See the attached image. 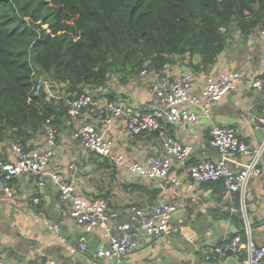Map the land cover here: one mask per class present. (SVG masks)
<instances>
[{
	"label": "crops",
	"instance_id": "crops-1",
	"mask_svg": "<svg viewBox=\"0 0 264 264\" xmlns=\"http://www.w3.org/2000/svg\"><path fill=\"white\" fill-rule=\"evenodd\" d=\"M191 61L197 66L199 58ZM188 62L189 59L174 58L165 72L171 80L186 74L192 76L193 93L203 89L208 76L221 73L238 72L241 82L235 91L211 106L210 122L199 117L193 123L176 122L168 126L170 135L191 152L182 163L171 159L169 176L164 180L144 178L128 168L145 165L150 157L167 156L162 133L134 136L126 127L129 116L149 113L159 106L151 91V75L129 76L123 80L111 78L105 88L87 90L94 95L95 105L82 110L74 120L67 114L56 118L53 123L56 141L50 167L72 183L76 197L85 200L102 198L107 202L111 214L108 227L114 236L118 234L115 224L126 220L138 243L136 250L126 254V264H145L153 253L180 264H235L228 258L218 262L206 261L205 255L212 247L227 243L237 235L245 242L247 230L255 246H264V154L259 162L261 175L249 183L244 213L239 211L242 202L238 193L228 192L220 182L196 184L182 171L184 166L219 160L210 144L211 123L232 128L238 139L252 148L263 143L264 127L259 124V119L264 117V94L253 90L251 82L264 78V38L254 31L248 35L235 32L214 66L205 73L191 70ZM50 95L54 97L56 106L59 101L63 102L60 110L68 109L75 97V94L59 90L50 91ZM108 104L120 108L122 114L111 117L106 110ZM110 118L107 131L112 142L110 158L98 156L73 138V132L85 124L103 131ZM258 131L260 134L256 135ZM43 138L42 132L29 143L28 149L43 144ZM15 155L11 145H0V163L13 162ZM248 160L236 158L237 164ZM233 168L237 169L236 166ZM176 181L179 182L177 186ZM10 186L14 190L12 198L0 193V260L8 264H45L50 260L58 264H96L91 255L102 246L97 240L109 242L103 228L91 232L94 238L84 245L88 248L87 253L73 254L75 247L57 232L61 224L74 223L70 216V202L62 201L58 190L50 184L40 189L33 178H15L10 181ZM173 202L178 206L172 215V223L182 219V231L160 238L144 234L140 228V216ZM232 209L238 212L233 213ZM67 217L70 220H66ZM207 218L211 226L221 228V233L211 230L206 236L201 235L199 228L207 224ZM228 234L230 237L225 240ZM67 236H72V233ZM22 239L29 242L25 244L29 250L25 261L7 258L6 248ZM152 242L153 245L149 246Z\"/></svg>",
	"mask_w": 264,
	"mask_h": 264
},
{
	"label": "trees",
	"instance_id": "trees-1",
	"mask_svg": "<svg viewBox=\"0 0 264 264\" xmlns=\"http://www.w3.org/2000/svg\"><path fill=\"white\" fill-rule=\"evenodd\" d=\"M263 24L264 0H0V145L26 151L68 114L48 90L74 100L174 58L205 73L235 32Z\"/></svg>",
	"mask_w": 264,
	"mask_h": 264
},
{
	"label": "built area",
	"instance_id": "built-area-1",
	"mask_svg": "<svg viewBox=\"0 0 264 264\" xmlns=\"http://www.w3.org/2000/svg\"><path fill=\"white\" fill-rule=\"evenodd\" d=\"M254 32L264 38V24L255 28ZM167 67L168 65L165 66L163 72L152 73L148 71L147 64L143 65L140 75L143 77L152 76L151 91L157 97L159 106L149 113L139 116L131 115L127 118L126 127L131 135L140 136L159 132L163 136V146L167 156L150 157L145 165L128 166L132 172L144 178L166 179L172 165L171 159L182 163L191 152L190 148L184 147L170 135L168 130L170 124L193 123L199 117L210 122L211 106L235 91L241 82L238 72L221 73L218 76H208L203 89L198 93H193L194 80L192 76L186 74L171 80L165 72ZM251 84L253 90L264 94V78L253 79ZM46 86L47 82L43 81L37 84L33 90L34 95H38L41 88ZM48 92L50 94V90ZM95 102L94 95L90 91L81 94L69 103V118L74 120L82 110L95 105ZM106 110L111 114V117L122 114V110L112 104H108ZM105 123L106 128L103 131L96 130L91 124H85L73 132V138L81 146L98 156L110 158L112 142L107 137V131L111 124V118ZM259 124L264 127V117L259 119ZM209 135L210 144L216 150L219 161H202L195 165L184 166L182 171L196 184L220 182L228 192L238 193L242 202L239 211L244 213V199L247 197L249 183L261 175L259 162L264 154V141L257 148H252L239 140L232 128L217 126L213 123L210 124ZM43 137V144L26 151L12 145V150L16 154L15 160L11 163H0V193L12 198L14 190L10 186V181L18 177L33 178L40 189L50 184L58 190L62 201L70 202V216L76 223L83 225L84 232L91 233L100 227L105 230V235L111 243V254H105L109 259L118 261L122 256L136 250L138 243L128 224L117 226L118 234L114 238L110 236L112 230L108 227V205L104 199L85 200L76 197L72 183L62 178L56 170L50 167L56 141V130L50 121H47L44 126ZM237 157H245L249 160L247 163L237 164ZM234 166L237 169H234ZM72 177L73 175L70 176V178ZM178 183L176 181L175 185L177 186ZM37 202L38 200H35V203ZM177 206L178 204L173 202L153 210L150 214H142L140 228L145 231L148 237L152 238L178 234L182 231L183 220L178 218L175 224L172 223V215L176 212ZM231 211L238 212L235 209ZM246 235L245 242L237 235L227 243L212 247L206 253L205 260L218 262L228 258L235 264H261L264 260V246H255L248 230ZM84 251L85 246L79 245L72 253ZM0 264L8 263L0 260ZM45 264L58 263L50 260Z\"/></svg>",
	"mask_w": 264,
	"mask_h": 264
},
{
	"label": "water",
	"instance_id": "water-1",
	"mask_svg": "<svg viewBox=\"0 0 264 264\" xmlns=\"http://www.w3.org/2000/svg\"><path fill=\"white\" fill-rule=\"evenodd\" d=\"M254 126V123H253ZM255 127V126H254ZM260 134V132L258 131L256 133V135ZM219 161V160H218ZM111 216V214L108 213V217ZM66 220H70L67 219ZM73 220V219H72ZM73 224H61L59 226V228H57V232L60 233V236H62L67 242H69V244L75 248H78L79 245H85L86 243H88L89 239H93V235L91 233H87L84 232L83 230V225H80L78 223H76L73 220ZM126 220L120 222L119 224H115L114 227L117 226H121L125 223ZM214 230V231H219L218 233H221V228L220 227H215V226H211L210 220L207 218V224L203 225L202 227L199 228V232L201 233L202 236H206L209 231ZM144 234L145 231L143 230ZM69 233H72V236H67ZM110 236L112 238H114L115 236L111 233ZM230 235L228 234V236H225V240L229 239ZM101 246V248H99L98 250L95 249V251H93L92 256V260L96 263V264H126L127 260H125V256H122L118 261L114 260V259H109L105 254L109 253L111 254V243L107 242V243H102V240L98 239L97 240ZM222 241V240H221ZM29 243L27 240L22 239L21 242H15L14 244H12L11 246L6 248V255L7 258L11 259L13 257H16V261L17 262H23L26 259V256L29 252L28 250V246H26L25 244ZM153 242L149 245L152 246ZM88 248H85V253H87ZM154 257V258H153ZM108 260V263H107ZM234 262V261H233ZM145 264H180V263H175V262H170L168 260H165V258L163 257H159V256H155V254L153 253V255H151V257L149 258L148 261H146Z\"/></svg>",
	"mask_w": 264,
	"mask_h": 264
},
{
	"label": "rangeland",
	"instance_id": "rangeland-1",
	"mask_svg": "<svg viewBox=\"0 0 264 264\" xmlns=\"http://www.w3.org/2000/svg\"><path fill=\"white\" fill-rule=\"evenodd\" d=\"M120 80V79H119ZM53 88H55V87H53ZM52 90V89H51Z\"/></svg>",
	"mask_w": 264,
	"mask_h": 264
}]
</instances>
